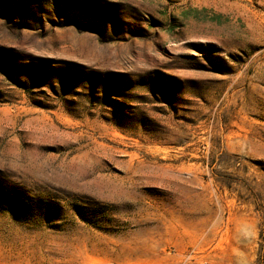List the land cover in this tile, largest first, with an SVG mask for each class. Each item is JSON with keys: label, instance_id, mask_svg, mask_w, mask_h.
Instances as JSON below:
<instances>
[{"label": "rangeland", "instance_id": "1", "mask_svg": "<svg viewBox=\"0 0 264 264\" xmlns=\"http://www.w3.org/2000/svg\"><path fill=\"white\" fill-rule=\"evenodd\" d=\"M264 0H0V264H264Z\"/></svg>", "mask_w": 264, "mask_h": 264}, {"label": "trees", "instance_id": "2", "mask_svg": "<svg viewBox=\"0 0 264 264\" xmlns=\"http://www.w3.org/2000/svg\"><path fill=\"white\" fill-rule=\"evenodd\" d=\"M259 238H260L261 241H264V238L262 237L261 233H260Z\"/></svg>", "mask_w": 264, "mask_h": 264}]
</instances>
